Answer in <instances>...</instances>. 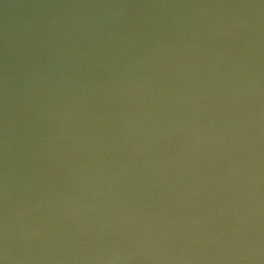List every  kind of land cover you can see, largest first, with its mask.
<instances>
[{
  "label": "water",
  "instance_id": "1",
  "mask_svg": "<svg viewBox=\"0 0 264 264\" xmlns=\"http://www.w3.org/2000/svg\"><path fill=\"white\" fill-rule=\"evenodd\" d=\"M0 264H264V0H0Z\"/></svg>",
  "mask_w": 264,
  "mask_h": 264
}]
</instances>
